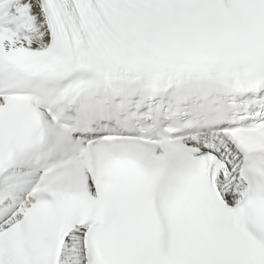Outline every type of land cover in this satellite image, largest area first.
Wrapping results in <instances>:
<instances>
[{
	"label": "snow or ice",
	"instance_id": "6c2138e0",
	"mask_svg": "<svg viewBox=\"0 0 264 264\" xmlns=\"http://www.w3.org/2000/svg\"><path fill=\"white\" fill-rule=\"evenodd\" d=\"M0 264H264V0H0Z\"/></svg>",
	"mask_w": 264,
	"mask_h": 264
}]
</instances>
